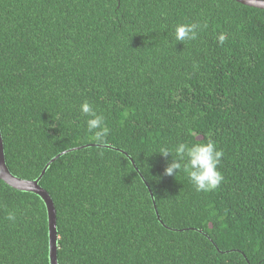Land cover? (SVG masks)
Here are the masks:
<instances>
[{
	"label": "trees",
	"instance_id": "16d2710c",
	"mask_svg": "<svg viewBox=\"0 0 264 264\" xmlns=\"http://www.w3.org/2000/svg\"><path fill=\"white\" fill-rule=\"evenodd\" d=\"M180 23H199L197 38L176 42ZM84 101L105 118L104 144ZM0 131L20 178L65 151L39 180L58 264H264V9L0 0ZM209 137L224 152L216 190L163 174L161 146ZM48 252L43 200L0 180V264H50Z\"/></svg>",
	"mask_w": 264,
	"mask_h": 264
},
{
	"label": "clouds",
	"instance_id": "9594fccd",
	"mask_svg": "<svg viewBox=\"0 0 264 264\" xmlns=\"http://www.w3.org/2000/svg\"><path fill=\"white\" fill-rule=\"evenodd\" d=\"M199 23H180L174 27L176 42L195 40L201 29ZM203 27H207L206 24ZM227 35L220 32L216 40L223 45ZM80 112L85 116L87 131L90 138L98 144H104L109 136L110 129L105 123L103 115L98 114L93 106L84 101L79 105ZM164 157H171L166 162L163 174L175 177L178 173H185L193 188L197 192H210L216 190L224 180L219 170L224 152L210 137L206 142L186 143L179 142L174 147L161 146L158 151ZM8 221L15 223V212L9 211L5 217Z\"/></svg>",
	"mask_w": 264,
	"mask_h": 264
},
{
	"label": "water",
	"instance_id": "95a60500",
	"mask_svg": "<svg viewBox=\"0 0 264 264\" xmlns=\"http://www.w3.org/2000/svg\"><path fill=\"white\" fill-rule=\"evenodd\" d=\"M236 1L248 6L264 9V0H236ZM64 152H61L56 156L52 157L43 166L41 172L35 179L20 178L12 174L6 165L3 140L0 131V180H3L5 183H7L8 185H10L15 189L34 192L37 195H39L40 198L43 200L47 210L48 245H49L48 256H49L50 264H58L57 255H56L57 252L56 215H55V208L53 201L50 195L48 194V192L42 186H40L39 180L43 176L49 164Z\"/></svg>",
	"mask_w": 264,
	"mask_h": 264
}]
</instances>
